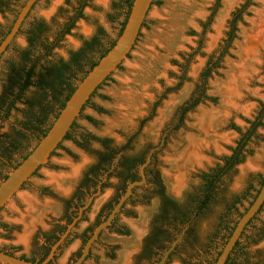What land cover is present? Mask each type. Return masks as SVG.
I'll return each instance as SVG.
<instances>
[{"label": "rangeland", "instance_id": "rangeland-1", "mask_svg": "<svg viewBox=\"0 0 264 264\" xmlns=\"http://www.w3.org/2000/svg\"><path fill=\"white\" fill-rule=\"evenodd\" d=\"M24 1L17 0L12 10H6L5 15L0 14V29H5L14 20ZM115 1L90 0V6L85 9L87 19L77 22L72 33L65 37L54 53L68 58L69 51L78 50L83 41L94 35L97 26L104 28L107 40H116L122 17L112 10ZM215 1L155 0L129 57L96 91L77 120V131L85 130L108 138L121 150L126 147L130 155H137L149 146L160 145L154 166L159 170L167 192L180 200L187 193L196 191L204 181L203 175L231 155L264 103V0H252L253 4L238 24L237 38L220 68L208 80L206 96L211 99L182 115L181 109L197 89L208 61L212 56H220L219 50L227 38L233 12L245 2L222 0L212 24L205 30L203 24L211 15ZM69 2L75 3L76 0H40L30 18H43L50 22L53 17H59L62 10L71 9ZM110 14L116 15L115 21L109 20ZM16 43L26 47V34H20ZM194 53L187 67L186 79L181 81L185 59ZM4 66L5 58L0 62V93L1 69ZM17 107L18 110H14L7 120L0 119V133H11L12 126L18 120H24V105ZM256 135L259 137L254 136L246 147L244 163L231 174L232 189L242 187L249 173L256 172L258 168L264 173V127L258 128ZM193 141L198 158L190 161L187 154ZM29 145H35V142ZM99 147V143L94 144V148ZM19 157L14 154L10 160L15 162ZM94 157L95 153L81 148L72 139L64 140L47 164L2 210L0 220L13 228L12 241L5 243L22 247L19 253H29L37 228H49L45 221L56 219L61 199L70 194L83 171L94 163ZM7 171L8 168L0 163V172ZM178 178L183 181L180 189L175 187ZM111 192L106 188L104 194L97 198L92 216ZM141 195L139 193L138 196ZM247 204L248 199H245L242 209ZM157 205V197L141 196L136 203H130L129 216L120 218L130 234L109 230L104 235L105 244L98 245L94 250L96 256L85 264H134L151 228ZM217 217L212 213L208 218L201 216L200 229L206 232L214 230L212 222ZM230 217L235 218L236 214L232 213ZM263 225L264 208L242 238L238 250L244 248L242 251L250 254L253 263L256 261L254 256L264 253V235L258 243L251 236L254 227ZM2 243L0 239V245ZM77 246L72 244L65 252H71ZM220 247L214 245L209 256L213 258ZM58 263L66 264L67 261ZM170 264H180L179 256H175Z\"/></svg>", "mask_w": 264, "mask_h": 264}, {"label": "trees", "instance_id": "trees-1", "mask_svg": "<svg viewBox=\"0 0 264 264\" xmlns=\"http://www.w3.org/2000/svg\"><path fill=\"white\" fill-rule=\"evenodd\" d=\"M10 1L11 0L1 1L0 11H5L4 7L9 11L12 10L13 8ZM134 1L135 0H116L112 5V10L115 14L122 17L118 38L121 36L126 26ZM221 1L222 0L215 1L211 15L203 24L205 30L212 24L220 8ZM252 4V0H245L241 7L233 12L232 18L229 21L227 38L224 40L219 50L220 56L217 58L212 56L208 61L200 76V83L197 85V89L193 93L191 99L181 109L182 115H185L204 100L211 99L206 96L208 80L213 72L220 68L223 58L228 54L233 41L237 38L238 24L242 21L243 15ZM69 5L71 9L62 10L59 17H53L50 22H47L43 18H30L29 15L18 34V36L22 33L26 34L27 46H19L16 43V38L0 59L1 62L5 58V66L1 69L0 119L7 120L14 110H18L17 106L19 104L24 105V120H18L16 124L12 126L11 133H0V158L5 157L11 159L14 154L20 156L18 160L12 162L13 165L20 159H26L31 153V149L35 148L39 141L46 136L77 89L79 83L113 48L118 40V38L116 40H107L104 28L102 26H97L94 35L89 40L83 41L82 46L78 50L69 51L68 58L56 55L54 53L55 49L61 47L65 37L72 33L77 22L81 19H87L85 9L90 6V0H76L75 3L69 2ZM116 15L110 14L109 20L115 21ZM145 25L146 22L144 26ZM11 28L12 26L8 31H5L3 28L0 29V43L10 32ZM194 55L195 53L190 54L188 58L185 59L186 63L182 67L183 74L180 76L181 81L186 79L187 67ZM180 85L181 83L179 86ZM88 104L89 102L86 106ZM261 107L257 120L255 122L252 121L248 131L242 135L238 151L235 152L236 154L225 157L228 163L227 167L224 168L218 165L215 169L203 175L204 181L202 185L196 191L189 194L187 193L183 199V212H180L178 205L167 194L168 192L162 176L159 170L154 166V159L149 165L147 173L152 174L155 172L157 176L150 177L148 183L151 185L142 188L144 190V198H158V205L155 208V215L152 222L153 227L155 226V230L153 231H159L158 228L160 227H156L159 222L166 223L175 220L186 222L189 218V214L196 209H199V221L201 218L200 216L204 214L203 209L209 199L216 198V203H219L221 200L217 198L221 194L217 187L219 176H228L234 163L245 161L248 143L251 142L254 136L259 137L256 135L257 130L260 127H264V103L261 104ZM98 110L103 112L102 108ZM90 119L92 120V118ZM76 127L77 120L67 134L65 140L72 139L81 148L95 153V156H99L102 158L103 162H107L109 159V142L112 141L108 138L98 137L85 130L77 131ZM233 127L237 128L235 125ZM77 136H79V138ZM32 141L35 142V145L30 146L29 144ZM95 143H99L100 147L97 149L94 148ZM238 155L241 158L236 162L234 158H237ZM144 162L145 158L140 157L135 161L129 162V164H133L132 167H134ZM19 164L20 162L15 164L14 167L16 168ZM138 179L139 178L136 176H131V182L138 181ZM258 194L254 197L255 199ZM262 209L263 208H261L260 212ZM174 210L177 215L172 214ZM245 213H243V215ZM212 214L220 217L221 212L212 210ZM218 220L219 218L217 217L212 222L213 227H216ZM252 221L253 219L250 223ZM120 232L130 234V230L127 227L120 230ZM260 232L264 233V225L262 227H254L251 237L259 235ZM262 238L254 242L258 243ZM240 245L241 241H238L233 250L234 256H230L227 263L229 261L231 264L253 263L250 254L242 251L244 248L238 251ZM253 258L256 260L253 264H264V253L260 252Z\"/></svg>", "mask_w": 264, "mask_h": 264}, {"label": "flooded vegetation", "instance_id": "flooded-vegetation-1", "mask_svg": "<svg viewBox=\"0 0 264 264\" xmlns=\"http://www.w3.org/2000/svg\"><path fill=\"white\" fill-rule=\"evenodd\" d=\"M1 1L4 0H0V2ZM26 1L27 0L19 6L20 8L17 11L14 20H16ZM10 2L11 6H13L17 3V0H11ZM4 9L5 11H0L1 15H5L7 9L5 7ZM29 15H31V13ZM14 20L4 29L5 31H8V29L13 26ZM258 116L255 118L254 122L257 120ZM240 141L241 140L237 142V145L232 150L231 155L236 154L235 152L238 151ZM159 146L160 145H157L156 147L149 146L137 155H130L126 152V147L121 150L120 147L113 145L112 142H109L108 161L103 162L102 158L99 156L94 157V163L83 171L82 176L79 177L70 194L61 199V209L56 219L53 221H45L49 228L47 230H42L40 226L37 228V236H35L31 242L32 246L29 253H19V251L22 250V247L12 243H5L12 241L11 233L13 228L7 222L0 220V239L3 240V243L0 245V252L33 264H42L52 253L54 247L61 240V237L65 235L72 226L67 237L57 247L53 258L47 264H59L58 262L60 260H66V264H74L82 256L84 248L88 240L93 235L95 229L109 217L114 207L118 204L120 198L125 193L129 184L132 183L131 176L138 177V181L142 179L141 166L146 163L150 152ZM156 155L157 151L153 153L149 165L154 161ZM140 157L145 158V162L143 164L134 167H132L133 164H129V162L135 161ZM240 158L241 157L238 155L237 158H234V160L237 162ZM18 162L22 163L23 159H20L15 164ZM0 163L8 168L7 172H0L1 183V181L5 180L9 173L15 169V164L13 165L12 161L5 157L0 158ZM243 163L244 162L234 163L228 176H219L217 187L221 194L217 198H220L221 200L219 203H216L217 199L211 198L208 200L203 209V216L205 218H208L209 214L212 213V210L216 211V209H218V211L221 212L214 230L206 232L203 231V229H200L198 221L199 209L192 211L186 222L175 220L166 223H157L159 226L156 225V227H160L158 228L159 231H153L155 230V226L153 227L152 223L147 236L144 238L141 252L137 255L134 264H156L160 262L164 253L171 248L172 244L179 238L180 241L171 251L164 264H170L175 256H179L180 264H215L225 244L231 237L238 221L242 217L243 213H245V211L253 204L255 199L254 197L260 192L264 185V173L258 168L256 172L249 173V176L245 180L242 187L240 186L237 189L231 188V184L233 182V176H231V174L237 172L238 167ZM149 165L145 168V175L147 178L146 184L135 188L133 195L125 203L121 212L116 216L112 224L101 232L99 238L91 247L90 254L87 256L83 264L96 256L94 254V250L98 245L105 244L104 235L109 233V230L115 229L117 232H120V230L126 228L127 225L120 220L121 216H129L128 205L130 203H136L141 196L144 197V190L142 188L149 187L151 185L148 183L149 178L157 176L155 172L152 174L147 173ZM227 165V160L224 158L220 166L226 168ZM38 171L33 176H35ZM113 178L115 183L113 182ZM106 188H110L112 192L110 196L103 200V202L99 205L98 210L92 216L91 213L94 203L97 198L104 194ZM139 193H142L140 197L138 196ZM167 194L178 205L180 212H183L184 200L177 199L169 193ZM245 199H248V204L243 206L242 209V202ZM4 207L0 210V214ZM262 208H264V206ZM232 213L236 214L235 218L230 217ZM172 214L177 215L175 210ZM258 215H256L253 221L247 225L239 241L244 238L247 230L254 223ZM263 235L264 233L260 232L259 235L252 237V239L254 241L258 240L259 238H262ZM72 244H77L78 246L71 252H65V250ZM214 245H219L221 247L217 251L216 255L211 258L209 254ZM232 252L230 256L233 257L234 251ZM0 264L8 263L0 261ZM226 264L231 263L229 261Z\"/></svg>", "mask_w": 264, "mask_h": 264}, {"label": "water", "instance_id": "water-1", "mask_svg": "<svg viewBox=\"0 0 264 264\" xmlns=\"http://www.w3.org/2000/svg\"><path fill=\"white\" fill-rule=\"evenodd\" d=\"M39 0H27L18 14L10 32L0 43V59L8 50V47L17 38L24 22L35 7ZM155 0H135L126 26L118 38L113 48L99 61V63L88 73V75L79 83L77 89L67 102L59 117L53 123L51 129L46 136L42 138L36 147L31 151L26 159L23 160L15 169H13L8 177L0 183V210L23 188L31 177L52 157L53 153L59 148L65 140L67 134L71 130L73 124L80 117L86 104L98 88L120 67V65L129 57L135 47L142 28L146 22L148 13ZM160 147L153 149L147 157L146 163L141 166L140 181H135L129 184L125 193L120 198L118 204L114 207L109 217L101 223L94 231L91 238L88 240L82 256L74 264H83L87 256L90 254L91 247L99 238L101 232L108 228L116 216L121 212L125 203L133 195L136 187L145 185L147 178L145 168L149 165L152 155ZM264 205V185L261 188L257 198L249 207L246 213L238 221L231 237L225 244L221 254L215 264H226L227 260L240 240L244 230L252 219L260 212ZM68 232L61 237V240L54 247L52 253L42 264H47L54 256L57 247L65 240ZM180 238L174 242L163 255L160 262L156 264H164L171 251L175 248ZM0 261L8 264H33L31 262L7 255L0 252Z\"/></svg>", "mask_w": 264, "mask_h": 264}, {"label": "bare ground", "instance_id": "bare-ground-1", "mask_svg": "<svg viewBox=\"0 0 264 264\" xmlns=\"http://www.w3.org/2000/svg\"><path fill=\"white\" fill-rule=\"evenodd\" d=\"M198 143V142H197ZM198 146V144H197ZM195 148H196V144L195 141H193V144L191 145L188 154H187V160H195L196 158H198L196 152H195ZM183 185V181L182 179L178 178L176 179V183H175V187L176 189H180Z\"/></svg>", "mask_w": 264, "mask_h": 264}]
</instances>
